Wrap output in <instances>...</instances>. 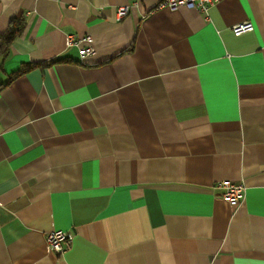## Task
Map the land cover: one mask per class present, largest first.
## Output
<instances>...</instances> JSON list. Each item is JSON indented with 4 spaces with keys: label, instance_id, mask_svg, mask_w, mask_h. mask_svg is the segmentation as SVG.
<instances>
[{
    "label": "crops",
    "instance_id": "crops-1",
    "mask_svg": "<svg viewBox=\"0 0 264 264\" xmlns=\"http://www.w3.org/2000/svg\"><path fill=\"white\" fill-rule=\"evenodd\" d=\"M159 1L0 0V264H264V0Z\"/></svg>",
    "mask_w": 264,
    "mask_h": 264
},
{
    "label": "built area",
    "instance_id": "built-area-1",
    "mask_svg": "<svg viewBox=\"0 0 264 264\" xmlns=\"http://www.w3.org/2000/svg\"><path fill=\"white\" fill-rule=\"evenodd\" d=\"M217 0H160L156 8L168 9L170 11H176L181 8L187 9H198L203 13H207L209 8L214 5ZM128 12L126 6H119L117 8V16L120 19ZM253 24L251 22H240L236 23L231 27L233 35L238 36L242 33H246L253 30ZM92 42V37L87 35L79 39L74 40L70 38L69 43L72 46L78 47L79 58L83 59L94 52L93 47L89 44L87 46L81 45L82 42ZM212 187L219 189L221 196L231 205H236L245 194V185L242 182H233L228 179L217 181L213 183ZM72 233L56 230L51 231L47 234L46 242L47 246L56 255H63L66 251L71 248Z\"/></svg>",
    "mask_w": 264,
    "mask_h": 264
},
{
    "label": "trees",
    "instance_id": "trees-1",
    "mask_svg": "<svg viewBox=\"0 0 264 264\" xmlns=\"http://www.w3.org/2000/svg\"><path fill=\"white\" fill-rule=\"evenodd\" d=\"M25 27V19L21 16L13 17L9 20L7 28L0 33V70H2L3 62L9 56L10 46L14 39L20 36ZM32 66H22L16 71L10 73L6 82L0 84V88L8 84L11 80L26 72Z\"/></svg>",
    "mask_w": 264,
    "mask_h": 264
}]
</instances>
